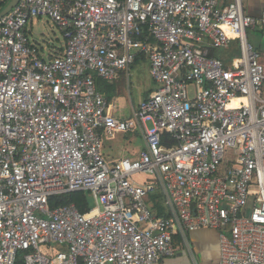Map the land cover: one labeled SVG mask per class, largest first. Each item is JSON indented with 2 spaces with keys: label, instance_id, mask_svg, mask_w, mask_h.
<instances>
[{
  "label": "built area",
  "instance_id": "2783aa9c",
  "mask_svg": "<svg viewBox=\"0 0 264 264\" xmlns=\"http://www.w3.org/2000/svg\"><path fill=\"white\" fill-rule=\"evenodd\" d=\"M42 18L64 40L46 58L27 31ZM256 29L264 9L251 17L242 0H19L0 18V264H166L175 241L192 260L199 230L217 233V264H264ZM232 42L236 56H215ZM136 61L155 89L120 119L95 79ZM133 132L144 148L108 163L102 136ZM79 192L87 213L50 208Z\"/></svg>",
  "mask_w": 264,
  "mask_h": 264
},
{
  "label": "crops",
  "instance_id": "0c3cea01",
  "mask_svg": "<svg viewBox=\"0 0 264 264\" xmlns=\"http://www.w3.org/2000/svg\"><path fill=\"white\" fill-rule=\"evenodd\" d=\"M242 6H243V10L245 14L251 17H258L261 11L264 9V0H242ZM262 32L264 31H260L258 29L248 32L250 33V40H251L249 41L248 39V41L257 48L256 51L258 54L260 50L264 51V33ZM248 33H247V36H248ZM63 46H64V43L59 45L58 47L56 46L49 47V51H48L49 53L45 57L50 56V51H52L53 54L60 53L63 49ZM237 54H238L237 44L232 42L229 50L216 52L215 56L220 59H226V58L234 57ZM139 62L143 64L145 63V61H139ZM132 68L133 67H131L130 69ZM123 74L125 73L123 72L122 74L117 75L111 81L113 83L112 84L113 88H111V92L108 95L106 94H103V95L107 98L109 97L107 102L110 105V112L115 117L120 118V119H128L131 117V114L133 113L136 106L131 104L129 100L130 108L126 109L123 107V105L125 104L124 96H123V92L119 88L120 77ZM127 136H131V138L133 137L137 138L138 144L142 145L141 149L131 148L135 144H133L131 139L129 140L130 141L129 142L126 138ZM122 138L124 140V143H126V145H124L123 143L122 145L113 146V145H110V143H106V142L104 143L103 154H104V157H106L108 161H115V160L125 158V157L135 158L138 155V153L144 148V143L140 135L135 132L124 134L122 135ZM216 234H217L216 232L210 231V230H199V231L190 233L187 237L188 239L187 247L190 250V253L192 255V260H190L189 258V261H188V259L185 258V255L183 252L184 248L179 247V250L177 251L176 256L171 259H168L166 264H217L218 259H219V241H217L215 244V251L209 250L207 247V245L209 244V239L213 237L214 235L216 237Z\"/></svg>",
  "mask_w": 264,
  "mask_h": 264
},
{
  "label": "rangeland",
  "instance_id": "374dc122",
  "mask_svg": "<svg viewBox=\"0 0 264 264\" xmlns=\"http://www.w3.org/2000/svg\"><path fill=\"white\" fill-rule=\"evenodd\" d=\"M27 30L29 31L28 35H29L30 42L37 45V47L40 50V53L44 57L48 54L49 47L51 46L58 47L59 45L64 43L63 37L61 33L59 32L58 28L46 18L38 19L32 25V27L27 26ZM247 38L249 39V41H251L250 33H248ZM259 55H260V62L264 66V51L260 50ZM132 67L133 68L130 69V71L128 70L129 72L128 71L124 72L125 74H123L120 77V83H119V88L123 92L124 101H125V104L123 105V107L126 109L130 108V102L131 104L137 107L140 104V102H142V100L144 99H147L155 89V85L149 76V69L146 63L143 64L141 62H138L137 65H133ZM103 82H105V84L109 86L110 88H113L112 86L113 83L111 81L110 82L103 81ZM131 117H132V114H131ZM122 135L124 134H117L113 136L112 138H109L103 135L102 141L103 143L105 142L110 143V145H113V146L122 145L124 143ZM126 138L128 141L131 139L133 144H135L131 148L141 149L142 145L138 144L137 138L135 137L131 138V136H127ZM124 145H126V143H124ZM106 161L108 163L111 162V161H108L107 159ZM88 199L90 201V206L92 207L93 203H92L90 195H88ZM217 236L218 235L216 234V237L214 235L213 237L209 239V244L207 245L209 250L215 251V244L218 241ZM175 245H177L176 248L180 247L177 242L175 243ZM184 255H185V258L188 259L189 261V258L186 256L185 253Z\"/></svg>",
  "mask_w": 264,
  "mask_h": 264
},
{
  "label": "trees",
  "instance_id": "16d2710c",
  "mask_svg": "<svg viewBox=\"0 0 264 264\" xmlns=\"http://www.w3.org/2000/svg\"><path fill=\"white\" fill-rule=\"evenodd\" d=\"M253 47L255 50H257L255 46ZM138 62L139 61H136L135 64H137ZM95 84H96V89L98 92L102 94H106V95H108L111 92V88L107 86L105 82H103V80L96 78ZM108 99L109 97L107 98V100ZM151 203H152V209L154 212H156L157 217L164 218L167 216V214L165 213V209L163 208L161 204L160 196H154L153 199L151 200ZM67 204H73L78 209V211L82 214L87 213L91 208L90 201L88 199V194L84 192L72 193V194L63 196L61 198L50 199V208H54L56 206H61V205H67ZM176 242L177 241H175V243ZM176 246L177 245H175V247Z\"/></svg>",
  "mask_w": 264,
  "mask_h": 264
},
{
  "label": "water",
  "instance_id": "95a60500",
  "mask_svg": "<svg viewBox=\"0 0 264 264\" xmlns=\"http://www.w3.org/2000/svg\"><path fill=\"white\" fill-rule=\"evenodd\" d=\"M18 1L19 0H8L4 7L0 10V18L9 10H11L18 3Z\"/></svg>",
  "mask_w": 264,
  "mask_h": 264
}]
</instances>
